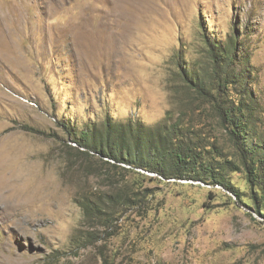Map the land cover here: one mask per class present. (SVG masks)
Masks as SVG:
<instances>
[{
	"label": "rangeland",
	"instance_id": "1",
	"mask_svg": "<svg viewBox=\"0 0 264 264\" xmlns=\"http://www.w3.org/2000/svg\"><path fill=\"white\" fill-rule=\"evenodd\" d=\"M122 1L0 0V264H264V216L244 174L222 180L236 200L84 156L62 128L161 130L192 98L181 70L202 79L208 46L231 43L247 144L264 158V0ZM197 131L201 154L235 153L210 117ZM110 182L113 228L87 246L96 229L81 204Z\"/></svg>",
	"mask_w": 264,
	"mask_h": 264
},
{
	"label": "trees",
	"instance_id": "2",
	"mask_svg": "<svg viewBox=\"0 0 264 264\" xmlns=\"http://www.w3.org/2000/svg\"><path fill=\"white\" fill-rule=\"evenodd\" d=\"M206 59L208 75L202 76V79L197 72L181 70V79L192 98L182 101L184 111L177 114L173 123L159 131L144 135L137 128L126 129L108 121L100 129L92 128L79 133H71L64 125L62 128L72 138L77 152L84 156H91V152L165 180L220 185L236 200H239V195L231 185L229 174H244L254 211L264 216V158L257 147L247 144L253 118L246 103H242L235 92L238 79L235 75L238 62L236 45L229 43L222 47L212 44L207 48ZM204 115L216 121L225 132L235 153L225 155L221 152L213 157L201 154L200 141L193 134L198 132ZM22 130L45 136L44 132L27 126H23ZM225 176H229L227 184L222 181ZM108 186L109 191L101 194L100 201L88 198L81 204L85 221L93 223L96 229L95 233L80 239L91 241L87 246L100 241L102 233L113 228L112 216L120 208L118 198L121 192L113 182Z\"/></svg>",
	"mask_w": 264,
	"mask_h": 264
},
{
	"label": "bare ground",
	"instance_id": "3",
	"mask_svg": "<svg viewBox=\"0 0 264 264\" xmlns=\"http://www.w3.org/2000/svg\"><path fill=\"white\" fill-rule=\"evenodd\" d=\"M112 1H113V0H112ZM118 1H119V0H118ZM120 1H121V2H123V3H125V2H124V1H122V0H120ZM114 3H115V2H114ZM123 3H122V4H123ZM128 3H129V2H128ZM126 4H127V3H126ZM118 6H120V4H118V5H117V7H118Z\"/></svg>",
	"mask_w": 264,
	"mask_h": 264
}]
</instances>
